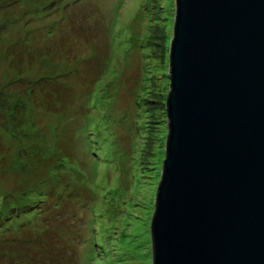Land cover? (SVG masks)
I'll return each mask as SVG.
<instances>
[{"label": "rangeland", "instance_id": "1", "mask_svg": "<svg viewBox=\"0 0 264 264\" xmlns=\"http://www.w3.org/2000/svg\"><path fill=\"white\" fill-rule=\"evenodd\" d=\"M174 9L0 0V194H46L2 222L0 264H150Z\"/></svg>", "mask_w": 264, "mask_h": 264}, {"label": "water", "instance_id": "2", "mask_svg": "<svg viewBox=\"0 0 264 264\" xmlns=\"http://www.w3.org/2000/svg\"><path fill=\"white\" fill-rule=\"evenodd\" d=\"M150 264H264V0H174Z\"/></svg>", "mask_w": 264, "mask_h": 264}, {"label": "trees", "instance_id": "3", "mask_svg": "<svg viewBox=\"0 0 264 264\" xmlns=\"http://www.w3.org/2000/svg\"><path fill=\"white\" fill-rule=\"evenodd\" d=\"M149 41L146 44L147 46H148V44H150ZM169 42H170V40H169ZM169 42H168V44H169ZM152 43H153V45H155V44L158 45V41L153 40ZM161 45H163V44H161ZM167 94H166V97H167ZM166 97L162 98V101L159 102L160 105H162V103H163L164 114H165L164 103H165ZM7 127L8 128H6V129L9 130L10 129L9 126H7ZM14 138H16V137H14ZM47 157H49V156H47ZM40 159H41V157L38 158V157H36V155H33V156L28 155V160L26 159L25 161H23V160L19 159L17 161V163L15 164V168H20V171H24L26 173V172H28L27 171L28 166H29L28 164L30 163V161L31 162L32 161L37 162ZM42 159H45V158H42ZM21 173H23V172H21ZM28 175L29 174H27V176ZM27 181H29V180H27ZM37 185H38L37 183H33L30 185V187L20 189L21 192H19L18 195H17V193H10L9 196H6L5 194L4 195L0 194V228L2 227V225H1L2 222H4L5 220L15 221V220L20 219L25 214L35 215L39 211L38 206L43 201H46V194L42 188L38 189ZM39 195H41V196H39ZM11 226H13V225L9 223L8 228H10ZM11 229H13V228H11Z\"/></svg>", "mask_w": 264, "mask_h": 264}]
</instances>
